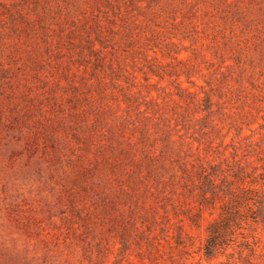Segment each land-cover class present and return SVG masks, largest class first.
Listing matches in <instances>:
<instances>
[{
  "label": "rangeland",
  "instance_id": "374dc122",
  "mask_svg": "<svg viewBox=\"0 0 264 264\" xmlns=\"http://www.w3.org/2000/svg\"><path fill=\"white\" fill-rule=\"evenodd\" d=\"M95 21L103 62L88 67ZM170 39L178 60L162 56ZM216 165L234 191V173L258 183L234 255L207 260L221 202L199 226L188 203ZM216 172L208 201H228ZM222 261L264 264V0H0V264Z\"/></svg>",
  "mask_w": 264,
  "mask_h": 264
},
{
  "label": "trees",
  "instance_id": "16d2710c",
  "mask_svg": "<svg viewBox=\"0 0 264 264\" xmlns=\"http://www.w3.org/2000/svg\"><path fill=\"white\" fill-rule=\"evenodd\" d=\"M150 7V5H148ZM154 15V18H159L160 14L157 11H151ZM115 27L117 29L119 28V25L117 22H113V28H110L111 30L115 31ZM107 26H104L102 23L95 21L94 25H91L90 28L86 30V38L85 42L83 43L84 48L90 53L89 55H94L96 63H93L91 61H88V67L89 64H98L101 65L103 62V56L102 55V50L101 48L97 47V42L99 45L102 47L104 46V39L106 38V31H107ZM109 29V30H110ZM74 34V33H72ZM177 45V43L173 40L170 39L166 43V49H163L162 47L161 52L163 57H170L173 59H177V56H173L170 53V47ZM79 56L83 57L84 56V51L81 49L79 50ZM173 56V57H172ZM157 58V57H155ZM181 62V61H179ZM182 63V62H181ZM113 63L110 64V68L112 69ZM150 72L154 76H159L160 78H164L166 75H174V73H171L167 69L163 67L162 64H158L157 67H150ZM189 72V68L185 71ZM92 78L98 80L100 83H103V79L99 77L96 73L92 74ZM181 98L182 95H180ZM125 97V102L131 101L129 99V96L127 94H124ZM195 100V99H194ZM196 103L202 104L200 107L202 110H205L207 112H211V109L213 108L215 102L213 100V97L210 95H206L204 99H199L195 100ZM203 102V103H201ZM159 106L158 104H155ZM146 110H150L147 112H152L154 116H157L158 121L160 122H165V123H170V124H165L168 127L171 126V121L174 119L175 125H179L180 119L178 117H174L173 115L177 114L176 111L174 110H169V109H163L165 111H161V107L156 110L155 108L150 109V106L148 105ZM170 112L171 115H170ZM159 115V116H158ZM185 127V125H183ZM242 169V168H241ZM219 171L220 174H222L223 177H221V183L222 185H227L226 192H223L225 196L229 197L228 201H208V196L207 193L210 192L213 197H216V199H219L221 196L219 195V190L220 185L217 183V177H219L218 173L216 172ZM204 172L201 174V177L204 178V183L202 184L201 188V201H192L188 203V209L191 211L193 208L197 209V213L195 214V218H192L194 224L199 226L200 220L204 219V210L206 208L216 207V202H221L219 206V212L216 218H214L212 221H209V224L207 226V237L206 240L203 244V246L200 248V251H202L203 256L207 260H212L213 258H219L221 255H226L227 257H231L234 255V252H226L227 248L229 246L233 245V241H235L237 237V230L242 227V222L244 220H247L248 218H243L242 215L243 213H249L251 212V204H255L256 201H251L253 200L252 193L255 192V185L258 183V181L249 175V173H246L243 175L239 173H234L232 176L238 180H240L243 184L242 187H237L239 190L234 191L230 187L234 185L235 183H232L231 181L229 182V175L226 169L221 168L220 166L216 165L213 168V171H207L203 170ZM207 172V173H206ZM243 172V171H242ZM206 173V174H205ZM234 179V180H236ZM237 181V180H236ZM221 191H225V189H221ZM222 199V197H221ZM174 208L177 206L173 204ZM211 215L213 212L210 213ZM188 234V233H187ZM245 238V236H243ZM243 245H241L240 253L247 250L248 255H253L256 252V249L254 246L250 245L247 240L242 242ZM243 255V254H242ZM243 259H246L245 257H242ZM221 264H231L229 261L226 262H221Z\"/></svg>",
  "mask_w": 264,
  "mask_h": 264
}]
</instances>
